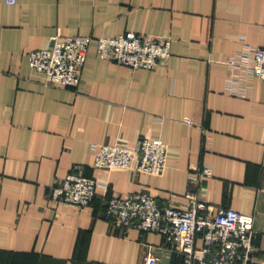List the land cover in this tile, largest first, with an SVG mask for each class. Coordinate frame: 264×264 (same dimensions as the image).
Returning a JSON list of instances; mask_svg holds the SVG:
<instances>
[{
	"label": "crops",
	"instance_id": "crops-1",
	"mask_svg": "<svg viewBox=\"0 0 264 264\" xmlns=\"http://www.w3.org/2000/svg\"><path fill=\"white\" fill-rule=\"evenodd\" d=\"M129 32L170 37L171 56L155 70L98 56L99 37ZM57 34L93 39L76 90L29 65ZM244 43L264 44V0H0V264H147L157 249L184 264L163 235L103 218L109 199L137 192L180 209L197 192L254 217L249 264H264V81L246 98L226 91ZM143 137L168 145L161 175L94 167V145ZM69 174L108 189L89 207L51 203Z\"/></svg>",
	"mask_w": 264,
	"mask_h": 264
},
{
	"label": "built area",
	"instance_id": "built-area-1",
	"mask_svg": "<svg viewBox=\"0 0 264 264\" xmlns=\"http://www.w3.org/2000/svg\"><path fill=\"white\" fill-rule=\"evenodd\" d=\"M15 4L16 0H7ZM97 54L102 59L116 62L131 69L155 70L171 56L172 39L147 38L129 32L121 36L103 35L97 41ZM91 37L62 36L57 34L42 49L32 51L28 62L41 74L46 84L76 90L82 79L88 59ZM233 74L226 91L246 98L251 80L264 81V44L243 47L228 60ZM246 83V84H244ZM187 123L194 124L190 119ZM94 167L107 170L136 168L142 173L161 175L166 168L168 145L160 139L141 138L135 146L119 141L114 145H94ZM212 175L204 166L196 182ZM201 176V177H199ZM99 188L107 191L108 184L84 175H67L60 185L54 186L50 201L89 207ZM189 206L178 208L174 202L161 203L143 192L107 201L103 218L124 227H135L163 235L166 241L184 256V264H249L255 247L254 217L228 207H211L197 192L185 195ZM201 236L203 247H196ZM147 264H160V258L149 252Z\"/></svg>",
	"mask_w": 264,
	"mask_h": 264
},
{
	"label": "water",
	"instance_id": "water-1",
	"mask_svg": "<svg viewBox=\"0 0 264 264\" xmlns=\"http://www.w3.org/2000/svg\"><path fill=\"white\" fill-rule=\"evenodd\" d=\"M154 254L160 258V264H170L172 255L168 251L155 250Z\"/></svg>",
	"mask_w": 264,
	"mask_h": 264
}]
</instances>
